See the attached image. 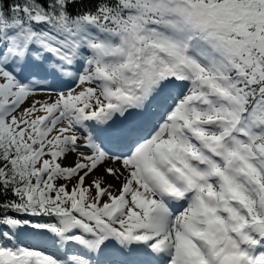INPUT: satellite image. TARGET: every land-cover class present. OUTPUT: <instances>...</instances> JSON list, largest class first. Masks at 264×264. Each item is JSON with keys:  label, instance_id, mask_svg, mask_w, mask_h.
I'll return each instance as SVG.
<instances>
[{"label": "snow or ice", "instance_id": "obj_1", "mask_svg": "<svg viewBox=\"0 0 264 264\" xmlns=\"http://www.w3.org/2000/svg\"><path fill=\"white\" fill-rule=\"evenodd\" d=\"M0 264H264V0H0Z\"/></svg>", "mask_w": 264, "mask_h": 264}]
</instances>
